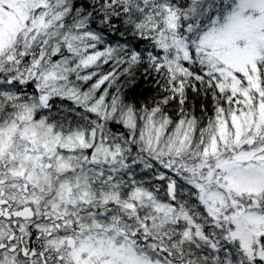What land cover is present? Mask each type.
<instances>
[{"label": "snow or ice", "instance_id": "6c2138e0", "mask_svg": "<svg viewBox=\"0 0 264 264\" xmlns=\"http://www.w3.org/2000/svg\"><path fill=\"white\" fill-rule=\"evenodd\" d=\"M0 264H264V0H0Z\"/></svg>", "mask_w": 264, "mask_h": 264}]
</instances>
